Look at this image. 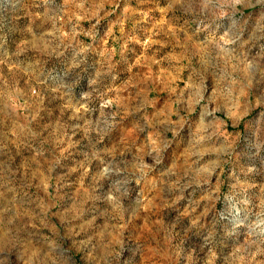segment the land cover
I'll use <instances>...</instances> for the list:
<instances>
[{
  "label": "rangeland",
  "instance_id": "rangeland-1",
  "mask_svg": "<svg viewBox=\"0 0 264 264\" xmlns=\"http://www.w3.org/2000/svg\"><path fill=\"white\" fill-rule=\"evenodd\" d=\"M0 264H264V0H0Z\"/></svg>",
  "mask_w": 264,
  "mask_h": 264
}]
</instances>
